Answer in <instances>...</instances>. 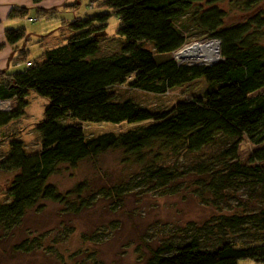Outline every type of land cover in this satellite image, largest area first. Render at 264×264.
<instances>
[{
    "label": "trees",
    "instance_id": "obj_1",
    "mask_svg": "<svg viewBox=\"0 0 264 264\" xmlns=\"http://www.w3.org/2000/svg\"><path fill=\"white\" fill-rule=\"evenodd\" d=\"M214 1L90 0L91 7L110 11L65 22V43L47 49L41 61L28 62L21 53L14 64L26 62V67L0 72V100H13L10 110H0L1 139H9L0 168L13 173L7 187L11 199L0 202V227L18 224L44 200L72 203L76 209L88 202L84 196L93 192H87V180L65 193L50 181L59 165L76 168L84 159L118 149L125 161L135 162L150 181L161 179L164 186L177 176L183 155L202 156L222 140L223 147L209 162H197V171L209 176L221 197L234 183H248L246 198H239L237 211L217 218L219 223H211L213 218L197 226L187 242L159 244L144 264H239L246 258L264 264V7L226 25V12ZM235 1L249 10L262 0ZM25 14L23 9L20 15ZM111 14L120 20L122 45L102 55L100 38ZM187 15L207 30L209 39L220 40L219 61L177 62L174 52L191 42L188 26L180 22ZM6 36L15 45L26 32L12 29ZM200 78L208 82L202 96L180 99L164 109L142 105L120 89L166 95ZM31 92L48 99L35 127L40 134L36 150L26 148L20 130L7 135L1 131L25 114ZM88 122L134 125L87 137ZM244 136L257 146L250 158L255 165L239 160ZM103 190L111 196L121 193L117 186ZM237 235L245 238L238 241Z\"/></svg>",
    "mask_w": 264,
    "mask_h": 264
},
{
    "label": "rangeland",
    "instance_id": "obj_2",
    "mask_svg": "<svg viewBox=\"0 0 264 264\" xmlns=\"http://www.w3.org/2000/svg\"><path fill=\"white\" fill-rule=\"evenodd\" d=\"M213 3L225 10L226 25L244 21L264 7V0L249 10L243 6L242 1L215 0ZM101 11L110 10L100 9L97 5L91 7L90 0H82L77 6L79 17L92 16ZM180 22L188 26L185 33L191 42L209 39V33L199 27L193 15L183 17ZM119 24L117 15L111 14L100 38L102 55L120 49L122 41L117 33ZM52 30L50 34L55 33L56 38L62 41L57 45L66 42L68 29L55 27L50 32ZM39 48L38 43L31 45L30 59H37ZM184 60L194 63L198 58L190 56ZM207 86L208 82L200 78L183 83L166 95L128 87L120 89L131 94L142 105L164 109L180 99L202 96ZM28 101L21 121L12 123L3 131L7 135L20 130L18 134L22 133L20 137L26 148L36 150L40 147V134L35 127L44 117L48 99L31 92ZM11 103L13 106V101ZM137 124L144 125L146 122ZM130 125L134 124L88 122L85 130L87 137H92L102 132L118 133L127 130ZM2 136L3 133L0 134V161L9 148V139L2 140ZM221 141L207 147L202 156L183 155L175 169L177 176L164 186L160 185L161 179L150 181L135 162L125 161L123 152L118 149L84 159L76 168L59 165L50 181L60 191L65 193L80 181L87 180L91 186L87 192H93V195L84 196L88 202L80 209H76L72 203L44 200L30 209L18 224L9 229L0 227V264H144L159 244L180 245L187 242L195 234L197 226L213 218L211 223H219L222 220L217 218L237 211L239 198H246L248 183L242 180L234 183L235 186L233 184L229 191L224 192L225 196L221 197L218 196L220 191H215L209 184V176L197 171V162H209L223 147ZM256 147L244 136L238 151L239 160L255 165L257 162H251L250 158ZM12 176V172L0 168V202L11 199L7 187ZM114 186L121 187L119 195L105 194L104 187ZM243 237L237 235L236 239L240 241ZM215 239L214 235L212 240ZM239 264L261 263L246 258L240 259Z\"/></svg>",
    "mask_w": 264,
    "mask_h": 264
},
{
    "label": "crops",
    "instance_id": "obj_3",
    "mask_svg": "<svg viewBox=\"0 0 264 264\" xmlns=\"http://www.w3.org/2000/svg\"><path fill=\"white\" fill-rule=\"evenodd\" d=\"M81 2L82 0H0V72H14L26 67V62L14 64L21 53L28 62L41 61L47 49L62 42L61 39L56 38L55 33L51 35L53 30L51 32L50 30L55 27L65 29V22H70L78 16L77 6ZM23 9L26 10V14L21 16ZM30 18L37 19L30 20ZM19 28L25 30L26 37L12 45L7 40V30ZM37 43L40 46L39 54L37 59L33 60L30 59L29 53L31 45ZM18 121L21 119L11 122L1 131Z\"/></svg>",
    "mask_w": 264,
    "mask_h": 264
},
{
    "label": "built area",
    "instance_id": "obj_4",
    "mask_svg": "<svg viewBox=\"0 0 264 264\" xmlns=\"http://www.w3.org/2000/svg\"><path fill=\"white\" fill-rule=\"evenodd\" d=\"M36 19L37 18H30V20H36ZM191 45H199L201 47L212 46L211 47V53H212L211 59L208 56L206 57L201 53L200 55H198V57L193 56L194 58H198V60L194 61V63L211 64L221 59L220 51H219L220 50V40L217 38H211L207 40H200V41L195 40V41L189 42L185 44L183 47H181L180 49H178L177 51H175L174 57L176 58L178 63H183V62L189 63V61L187 62V60H184L185 58H188V57H182L180 55V52L183 49ZM189 64H193V63H189ZM12 101L13 100H0V110H10L12 108V105H11Z\"/></svg>",
    "mask_w": 264,
    "mask_h": 264
},
{
    "label": "bare ground",
    "instance_id": "obj_5",
    "mask_svg": "<svg viewBox=\"0 0 264 264\" xmlns=\"http://www.w3.org/2000/svg\"><path fill=\"white\" fill-rule=\"evenodd\" d=\"M211 47L212 46L201 47L199 45H191L183 49L180 52V55L182 57H190V56L198 57V55L202 53L204 56L206 57L208 56L211 59L212 58Z\"/></svg>",
    "mask_w": 264,
    "mask_h": 264
}]
</instances>
